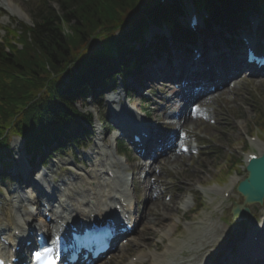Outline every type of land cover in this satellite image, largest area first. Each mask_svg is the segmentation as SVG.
I'll return each instance as SVG.
<instances>
[{"label": "rangeland", "instance_id": "rangeland-1", "mask_svg": "<svg viewBox=\"0 0 264 264\" xmlns=\"http://www.w3.org/2000/svg\"><path fill=\"white\" fill-rule=\"evenodd\" d=\"M53 7L58 9L55 4ZM34 14V0H0L1 28L14 27L19 23L30 25ZM250 20L259 23L256 31H261L260 34L264 32L263 14L259 13ZM3 34V30H0V38ZM132 82L137 93L130 100L122 95L119 97L122 101L117 105L110 101L112 97L116 98L117 94L113 96L108 94L101 104L86 103L82 106L79 103L76 106L80 112L93 114L94 122L89 134L93 133L94 137L84 152L73 147L69 154L57 152L53 156L44 170L46 177L43 178V182L47 189L59 187L61 190L56 194L62 199L65 198L64 195L75 196L76 190L83 189L84 186L89 188L87 184L97 183L90 178L102 172L101 163L106 157L110 158L111 163H116L118 170L120 162L129 170L132 169L131 164L116 153L118 132L116 130L108 132L107 127L102 129V124L97 118L104 120L105 116H108L107 106L113 104L117 109L120 108L123 114H127L132 122L143 123L146 117L141 110L145 108L148 114L149 112L153 114V118H146L145 124L154 126L157 119L158 125L161 122L166 123V120L171 119L168 115L172 113L169 112L178 108L167 107V114L163 112L161 115L156 114V111L159 112L165 106V100L158 92L160 88H164V84L152 81L142 88L136 85L135 80ZM238 83L242 84L229 85L223 92L216 94L213 100L204 103V109L212 114L208 120H194L189 117L182 122V125L192 133L190 142L196 143V147H199L198 155H183L177 149L176 154L172 153L173 156L169 154L167 160L164 158L151 169L147 165L143 168L145 170L137 169L134 180L132 170L124 175L128 179L126 182L132 201L139 205V218H143V223L135 234L126 239L127 244L103 264H201L206 261H209V264H219L220 261H225L236 254L233 249L240 239L247 238L249 232L258 229L247 221L233 220L230 214L234 202L241 204L243 201L235 191L238 183H233L236 178L242 181L246 177L245 168L240 167V171L228 177L226 182L218 183L227 175L233 163L231 161H236L240 157V151L258 150L257 143L252 142L250 136H256V128L260 125L258 121L260 117L264 118V76L247 82L241 76L232 84ZM167 94L169 92H165L163 96L167 97ZM142 96H151L153 100L142 101L140 98ZM108 101L110 103H107ZM110 124L109 127H112ZM259 132L264 135L263 126H259ZM254 139L257 140L256 137ZM97 145L99 147L101 145L102 149L100 150ZM101 151L103 156L106 155L105 158L101 156ZM29 158L23 149V142L18 138L11 140L8 151L0 152V163L6 165L11 163V170L15 166L20 167L21 164L27 163ZM32 178L31 182L40 178V172L33 174ZM65 184L69 186L71 192L66 189ZM150 185L156 187L157 197L154 196V189ZM18 187L22 188V195L25 193L31 203L39 195L32 188L19 186L18 181L0 182V222L6 229L8 225L5 223L17 221L18 216L13 203L19 204L20 201ZM229 191L231 197L226 199L223 193ZM150 200L154 206L152 205V210L148 213ZM25 204L28 203L25 201L21 206ZM215 208L218 211H215ZM251 208L252 213L260 220L264 207ZM193 222L197 223L192 224ZM243 231H247L246 236Z\"/></svg>", "mask_w": 264, "mask_h": 264}, {"label": "trees", "instance_id": "trees-1", "mask_svg": "<svg viewBox=\"0 0 264 264\" xmlns=\"http://www.w3.org/2000/svg\"><path fill=\"white\" fill-rule=\"evenodd\" d=\"M189 2L232 29L247 8L264 0ZM186 12L185 0L166 5L160 0H37L33 26L6 27L0 38V148L6 149L12 137L22 138L29 152L62 139L79 142L92 116L79 112L75 103L115 75L113 53L119 52L117 63L129 73L127 55L142 60L132 43H143L150 26L177 30L175 42L193 40L180 26ZM162 44L155 47L158 54Z\"/></svg>", "mask_w": 264, "mask_h": 264}, {"label": "bare ground", "instance_id": "bare-ground-1", "mask_svg": "<svg viewBox=\"0 0 264 264\" xmlns=\"http://www.w3.org/2000/svg\"><path fill=\"white\" fill-rule=\"evenodd\" d=\"M251 37L253 38V40L252 39L250 40L249 47H253V46L255 47L256 37L255 36H251ZM245 48L246 46L244 45L243 49ZM225 63L226 61L224 62L223 60H221V57L214 54V52H210L204 54L201 59H198L197 61H191V63L189 64L185 62V59H183V61L181 60V62L175 61L173 67H168L169 72L173 76H178L181 73H186V79L188 80V81L186 80L187 82L186 87L184 86L185 87L184 93L186 95V96L184 95L186 106L192 101H203L205 95L208 93L207 88L209 85L217 86L219 90L225 89L226 81L229 78H231L233 75H235L234 71L230 70ZM195 68L199 70L200 74L198 76L189 75L192 74L190 73V71ZM187 70H188V74H187ZM198 86L202 87V91L200 93L192 92L194 87H198ZM210 94L213 95L214 93L210 92ZM185 116H188L187 113H185ZM150 139H151L150 141H147V145H148L147 153L149 152L150 149L153 151L154 147L156 146V142L158 141V139L155 138L153 135L150 137ZM168 146L169 144L167 143L166 146H164V148L167 149ZM256 146L259 147V150L263 149L262 143H260V141ZM172 153L174 154L177 153L175 148L163 152V154L166 155V160L169 154L173 156ZM128 172H129L128 167L122 165L121 169L117 173L118 178L115 181H113L112 185L109 183V180H107L102 173H98L96 175L95 180L97 181L100 189H98L99 187L97 188V183L95 184V186L90 183L87 184V186H90L89 188L88 187L86 188V186H84L83 189L76 190L77 192L75 191V196L73 197L72 195L70 196L65 195L66 199L63 200L62 204L60 205V208L57 211L52 205L53 207L51 209V214L53 215V219L57 221V224H59V222H66L68 220L72 221L80 218L91 219L92 214H94L95 217H99L101 219L105 217L106 212L111 210L112 205L115 204L118 205L122 199L128 201V203L130 202L131 204L133 199L130 196L128 189L126 191H121V190L117 191L119 188L122 187L124 188L125 186L128 188L127 182L121 179L123 175H125ZM149 176H151V174ZM126 180L128 179L126 178ZM238 180H239L238 178L234 179L233 184H237L239 182ZM64 186H66V189H68L69 192H71V189L67 187V184H65ZM150 186L152 189H154L153 194H157L156 187L153 185ZM41 188L43 189V186ZM60 190L61 189L57 187L55 193H57V191ZM110 190L112 191L111 193L115 192L116 197L118 198L110 197L111 196V194H109ZM51 197H54V195ZM51 197L47 196V202L49 205L52 202V199H50ZM152 205L154 206V204L150 200V203L148 204V213L152 210L153 207ZM16 214L19 215L18 212H16ZM27 215H28L27 221L29 222L30 220H32V225L30 227L33 228L35 222H37L36 216H34L32 212H29ZM146 216L147 215H145V218ZM16 220L17 221L12 220L11 222H9V226L10 227L16 226L15 228L16 229L19 228L18 230L22 229L20 227L19 222L24 221L25 219L22 217L20 218L17 217ZM91 222L94 221L92 220ZM43 223L44 225H47L45 224V222ZM3 232H5V229L1 228L0 235L3 234ZM260 235L261 234L259 233H254L253 236L260 237ZM13 238H14L13 236H8V239H10L11 241L14 240ZM4 249H6L5 246L0 244V252L4 251ZM236 264H251V263L242 261V262H236Z\"/></svg>", "mask_w": 264, "mask_h": 264}, {"label": "water", "instance_id": "water-1", "mask_svg": "<svg viewBox=\"0 0 264 264\" xmlns=\"http://www.w3.org/2000/svg\"><path fill=\"white\" fill-rule=\"evenodd\" d=\"M249 175L238 187V192L245 198L247 204H263L264 200V156L253 160L247 169ZM243 217V212L234 210V216Z\"/></svg>", "mask_w": 264, "mask_h": 264}]
</instances>
